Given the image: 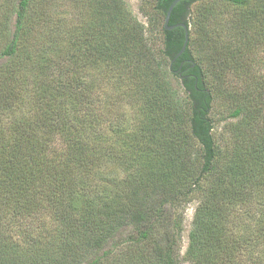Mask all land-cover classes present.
<instances>
[{
	"label": "trees",
	"instance_id": "1",
	"mask_svg": "<svg viewBox=\"0 0 264 264\" xmlns=\"http://www.w3.org/2000/svg\"><path fill=\"white\" fill-rule=\"evenodd\" d=\"M71 1L0 0V264H264V0Z\"/></svg>",
	"mask_w": 264,
	"mask_h": 264
},
{
	"label": "rangeland",
	"instance_id": "2",
	"mask_svg": "<svg viewBox=\"0 0 264 264\" xmlns=\"http://www.w3.org/2000/svg\"><path fill=\"white\" fill-rule=\"evenodd\" d=\"M47 4L50 2V0H46ZM127 3L128 7L130 8V11L132 14L142 23H144L145 27H149V19L150 17H155V6L157 1L156 0H125ZM49 14H51V19L60 27L61 30H59V34L64 36L63 33L68 31L69 29H72L73 27L76 26V24L79 23V11L76 10L75 6L73 5L71 0H53L52 3L50 2L49 4ZM47 13L46 9L44 11ZM55 18V19H54ZM158 18V16H157ZM163 22L158 21V27H151L150 28V33H149V38L152 39L154 43H159L161 42V37L160 34H158V30H160L161 25ZM190 24H191V29L193 26L192 23V18L190 17ZM53 25V24H52ZM153 26V25H152ZM10 29L13 31L14 30V19L10 23ZM42 33V34H40ZM45 31H44V26H36L34 31L32 32V35L35 39H38L39 46L43 47L47 45V43L43 40ZM10 36L8 34H5L1 36L0 38V47H3L5 43L8 42ZM263 58V61L261 62V68L262 71L264 72V50L261 49L258 51V59ZM227 80L231 79V81H234L235 83H238L241 81L240 78L237 77V74H234L232 72L227 74L226 77ZM176 80L174 79V82ZM229 107H228V102L225 100L223 95H219L216 97L213 107H212V112H211V117L214 122L215 126V132L216 135H223L224 134V128H225V123L228 121L229 116ZM198 205V201L193 199L186 207L185 209V221H184V232H183V240H182V252L181 254L184 255L187 245H188V235L189 231L192 227V220L194 218V213L195 209ZM182 264H189L188 262L184 261Z\"/></svg>",
	"mask_w": 264,
	"mask_h": 264
},
{
	"label": "water",
	"instance_id": "3",
	"mask_svg": "<svg viewBox=\"0 0 264 264\" xmlns=\"http://www.w3.org/2000/svg\"><path fill=\"white\" fill-rule=\"evenodd\" d=\"M181 0H173L171 2V4L169 5L168 9H167V12H166V17H165V21H164V27L166 30H172L176 27H183L184 30H185V38H184V42H183V46L181 48V50L176 54L175 58L173 59V61L175 59H177L184 51L185 49L187 48V45H188V42H189V37H190V29H191V24L190 22L187 24V23H184V22H178V23H175V24H170V17H171V13L174 9V7L176 6V4L178 2H180ZM173 61L171 62V66L173 64Z\"/></svg>",
	"mask_w": 264,
	"mask_h": 264
}]
</instances>
